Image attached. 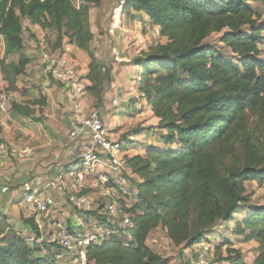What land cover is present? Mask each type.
Returning <instances> with one entry per match:
<instances>
[{"label": "trees", "instance_id": "trees-1", "mask_svg": "<svg viewBox=\"0 0 264 264\" xmlns=\"http://www.w3.org/2000/svg\"><path fill=\"white\" fill-rule=\"evenodd\" d=\"M103 1L0 0L4 43L0 73L5 91L17 90L26 73L31 57L24 33L29 31L38 41L32 32V26H38L49 44L55 38L50 51L66 53L68 42L88 53L85 96L88 93L95 106L103 107L113 76L91 48L95 34L90 22L91 9ZM256 1L264 2H123V12L145 15L164 38L134 60L140 67L139 90L148 97L146 107L135 112L150 106L159 119L158 139L163 145L130 144V135L122 140L124 151L138 145L143 151L125 154L135 175L136 199L127 209L135 227L126 241L112 236L90 246V264H170L147 244L153 230L165 229L174 245L186 249L204 240L211 243L218 227L229 222L233 233L257 243L253 264H264V204H253L244 184L253 180L264 186V22L250 5ZM216 34L221 35L219 45L213 42ZM12 56L17 60H10ZM13 109L32 114L16 102ZM241 211L242 218L237 216ZM22 215L16 228L0 211V264H59L54 255L58 244L31 242L26 231L40 236L41 230L34 217ZM223 248L226 256L216 264H247L242 249L224 235L216 246Z\"/></svg>", "mask_w": 264, "mask_h": 264}, {"label": "rangeland", "instance_id": "rangeland-1", "mask_svg": "<svg viewBox=\"0 0 264 264\" xmlns=\"http://www.w3.org/2000/svg\"><path fill=\"white\" fill-rule=\"evenodd\" d=\"M124 1L125 0H104L100 6H96L91 9L90 22L92 30L95 34L94 39L91 42V48L98 57L100 56V59L104 63L105 67L112 70V80L115 85H113V83L109 86L107 85L105 104L103 107L95 106V98L90 96L88 93H86L85 97H87V102L92 110L99 109L101 111L110 139L123 140L126 138V135H131L135 137V140L128 142L130 144L135 141V145L138 144V142L157 145L155 142H159V132L154 127L158 126V119L154 115L150 106L148 105V107L141 113H136L132 106L128 107L126 112L123 111V108L129 106V103L132 101L134 102L136 98L130 99L133 95L126 94L132 90L137 93L138 84H141L137 78V70L139 69H136L134 66V60L141 56L143 52H146L154 47L157 42L164 41V38L156 33V27L152 23L146 21L147 17L145 15H142L135 10H132L129 13L126 11L123 12L122 6ZM76 2L79 3V0H76ZM250 5L256 12L255 16H260V22H264V2H251ZM32 32L36 35L38 41H34L31 37V33L29 31H25L24 37L26 47L29 49L34 58L35 62L33 64L35 65V71L39 70L41 72H39L40 74H45V70L42 65V53L44 51H49L51 48L50 45H53L55 42V38L52 39V37H50L52 39V43L49 44V37H46L45 33L41 31L39 27L33 26ZM220 36V34H216L213 37V42L216 45L220 44ZM65 47L66 53L71 55V57H74L77 64L79 63L77 70L85 80L86 74L84 69L87 68V63L81 62L82 58L67 49L70 47L68 42L65 43ZM261 49L264 55V39ZM84 54L89 62L90 59L88 53L84 51ZM0 57H2L1 43ZM15 57L17 58V56ZM35 76L36 75L32 73H25L20 77L19 82H17V90L10 89L9 91H5V89H8L7 84L2 80V75H0V88L4 90L3 92L9 99L8 105L10 110H14V102H24L25 100L30 105L37 103L39 106L38 108H40L42 112L41 114H43L42 116H39L37 114L38 108L32 109V107H29L33 116L27 120L28 122L21 125L25 128V131H29V135L27 134L28 136H26L25 141L17 145L30 146L33 148L34 154L29 160L22 161L13 159V161H11L12 164L10 165L11 170H15V167L20 168L23 166L25 171L29 172L28 177L30 180H34V177H36L37 182L28 181L27 184L29 187L34 184H41L42 186L46 185L48 180L46 175H49L48 183L53 182L56 185L57 183L62 182L66 184L68 191L64 196L61 195L60 198L63 202L66 201L69 206H71L72 201L70 199V195L73 192L71 189L72 181L67 176L57 175L63 170L61 167L56 170L54 175H52V173L50 176V172L52 166L57 163L56 161L62 163L68 160L76 159L77 153H75L74 150L77 140L73 141L70 138L72 128L70 129L65 127V130H60L63 128H60L61 120L59 118V114L65 113L64 109L62 110L60 108H65L66 106L62 105L64 103H61L58 98H55L54 103L50 105L47 101L48 99L44 94H42L43 91L46 90V87L42 88L38 85L43 78V75H41L40 79ZM45 80L50 82L48 87L56 82L53 79L48 80L46 78ZM132 81L134 83L131 84ZM32 86H35V90L36 88L38 89L37 92H42L41 94L39 93L35 99L29 97L30 94L27 92V88ZM117 90L123 91V95H121V97L116 95ZM116 97L120 98V106L122 109L119 108L120 106L114 107L113 99ZM140 129L141 132L139 134L141 137L140 139H137L136 137L139 135L136 134V131ZM39 147H44L45 149H38ZM125 152L128 156H133L136 153H143L139 145L136 148H129ZM73 166L79 167V163H74L71 167ZM40 180H46V182L43 183ZM17 184L18 183L15 180L13 181L9 178H4L3 181H1V186L6 185V190H9V196H0V211L7 214L10 218V222L13 224L15 220L20 222L24 220L21 204L24 201L23 193H25V190H23V192H13L14 190L12 189H14V185ZM244 184L248 192L252 194V203L264 204V186L258 185V183L253 180L244 181ZM17 187L19 186L17 185ZM87 191L92 195V198L98 202V204L106 200L99 188H91ZM64 209L59 210L55 215H59L61 217V213H65L66 217L64 216V219L68 218L69 213L65 212ZM70 213L72 215V212ZM237 216L240 218L244 217L245 211H241L237 214ZM66 222L67 221H64L65 224H67ZM14 225H16V223ZM233 228V223H229L228 226H219L215 231L214 240L211 243H207L210 245L211 249V253L208 255L209 264H216V261L220 259L221 256H226V248H223L222 251L216 249V246L218 242H220L223 235L233 241L234 247L242 249L244 259L247 264L253 263L256 256L255 247L257 246V243L254 241L245 242L242 237L233 233ZM51 229V225L48 224L47 231L50 232ZM46 241L47 240H45V242ZM147 244L155 252L160 253L165 258H168L170 260V264H191L192 257L195 253V251H192L191 249L186 250L180 246L174 245L170 240L167 231L162 228L155 229L151 232L148 237ZM224 263L227 264L226 262Z\"/></svg>", "mask_w": 264, "mask_h": 264}, {"label": "built area", "instance_id": "built-area-1", "mask_svg": "<svg viewBox=\"0 0 264 264\" xmlns=\"http://www.w3.org/2000/svg\"><path fill=\"white\" fill-rule=\"evenodd\" d=\"M156 33L160 35L158 28ZM42 65L45 77L58 82L78 110L85 96V80L77 70L78 64L74 57L60 50L44 51ZM147 98L146 92H140L133 108L142 111ZM8 104L7 95L0 92V163L12 159L29 160L34 154L33 148L11 144L3 137L1 119L9 111ZM113 104L120 105L119 99H113ZM70 136L82 143L75 162L79 163V167H71L72 163L60 174L72 181L71 206L60 198L68 191L67 185L62 182L58 185L53 182L44 186L34 184L31 187L26 184L22 212L26 217H34L41 230L40 236L27 231L31 242L43 243L47 240L58 244L54 255L59 264H90V246L101 244L112 236H119L125 241L131 237L135 223L132 213L127 209L136 199V187L133 184L135 175L131 173L125 159L123 146L126 141L109 138L99 109H93L84 116L72 129ZM132 140L135 137L130 135L129 142ZM91 188H99L106 200L98 204L87 191ZM61 208L75 220L73 225L55 215ZM42 216L45 217L43 220ZM45 223L52 226L51 234L47 233ZM207 243L204 240L186 248L195 251L191 264H209L210 245Z\"/></svg>", "mask_w": 264, "mask_h": 264}, {"label": "crops", "instance_id": "crops-1", "mask_svg": "<svg viewBox=\"0 0 264 264\" xmlns=\"http://www.w3.org/2000/svg\"><path fill=\"white\" fill-rule=\"evenodd\" d=\"M28 24V23H27ZM33 27V26H32ZM35 27H38V26H35ZM0 43L2 44V56L4 55V43H3V39L0 37ZM26 49H27V51H28V53H29V55H30V57H31V63L28 65V67H27V70H26V73H32V74H34V75H36L37 77H39L38 79H40V77H41V75H43V78L41 79V81L39 82V86L40 87H46V90H44L43 91V93L41 92V91H38L37 92V88H36V90H35V86H32V87H30V88H27V92H29V97H32L33 99H35L36 98V96L40 93H42V94H44L45 95V97L48 99L47 101H48V103L50 104V105H52V103H54V100H55V98H58L59 100H60V102L61 103H64V104H62V105H65L66 107L65 108H60V109H64V112L65 113H60L59 115H60V120H61V126H60V128H63V129H60V130H65V127L66 128H74L75 127V125L81 120V119H83L84 118V116H86L92 109L90 108V105H89V103L87 102V97H84L82 100H81V107L77 110L76 109V107H75V105H74V102L71 100V97L69 96V94H67L65 91H63V89H62V86L59 84V83H53L50 87H48L49 86V84H50V82H48L47 80H45L46 79V77H45V74H40L41 72L38 70V71H35V65L33 64L35 61H34V58H33V56L31 55V52L29 51V49L26 47ZM65 49H66V47H65ZM69 51H72V52H74L76 55H78L80 58H82V61L81 62H86L87 63V65L89 64V62H88V59H87V57L85 56V54H84V51L83 50H81V49H78L75 45H72V44H70V47L69 48H67ZM15 56H12L11 58H10V60H17V58L15 59L14 58ZM99 58H100V56H99ZM77 62H78V60H77ZM78 66H79V63H78ZM133 66V65H132ZM134 66L136 67V69H139V70H137V78H138V81H140L141 80V78L139 77V75H140V67H139V65H136V64H134ZM35 71V72H34ZM40 72V73H39ZM84 72H85V74H87L88 73V66H87V68L86 69H84ZM1 75V74H0ZM35 76V77H36ZM45 77V78H44ZM29 79V78H28ZM85 81H86V85L89 83V81L87 80V79H85ZM132 83H134L133 81L131 82V84ZM32 85H34V84H32ZM113 85H115L114 83H113ZM139 85L140 84H138V87H137V93L135 92V91H130V92H128L126 95H133V96H131L130 97V99H133V98H135L136 97V99L139 97V95H140V91H139ZM110 91H114V90H110ZM116 95H118V96H120L121 97V95H123V91H121V90H117V94ZM115 95V96H116ZM117 99H119L120 100V98L119 97H116ZM115 99V98H114ZM18 104H20V105H23V106H25V107H32V109H34V108H38L39 106L37 105V103H33V105H30L28 102H26L25 100H24V102H21V101H18L17 102ZM89 106H88V105ZM61 107V106H60ZM88 107V108H87ZM127 108L128 107H125V108H123V110H127ZM122 109V108H121ZM42 112H41V110H40V108H38V111H37V114L39 115V116H42L43 114H41ZM47 115V114H46ZM131 115H133V114H131ZM142 115V114H141ZM31 116H33V114H30L29 116L28 115H23V114H21V113H18V112H16V111H12V110H10L9 109V111L8 112H6L4 115H3V117H2V119H1V124H2V129H1V131H2V134H3V137H4V139H6L9 143H11V144H15V145H17V144H19V143H21V142H23V141H25V139H26V136H28L29 134V131H25V128L24 127H22L21 125L22 124H24L25 122H28L27 120L29 119V118H31ZM58 118V119H59ZM157 118V117H156ZM158 119V118H157ZM158 122H159V119H158ZM42 124V123H41ZM40 125V124H39ZM157 125H158V123H157ZM36 128V127H35ZM38 128V127H37ZM156 129H157V131L160 133V131H159V129H158V127H155ZM61 133V132H60ZM62 133H64V132H62ZM159 133H158V135H159ZM28 134V135H27ZM43 135V134H42ZM140 137H141V135L139 134V136L138 137H136L137 139H140ZM73 141L74 140H77V139H75V138H72V137H70ZM76 144V143H75ZM155 144H157V146H162L163 144L162 143H159V142H155ZM81 148V142L80 141H78L77 140V144H76V146H75V153H77V156H78V152H79V149ZM38 149H41V150H43V149H45L44 147H39ZM76 160H77V157H76V159H74V160H68V161H66V162H59V161H56L57 163L55 164V165H53L52 166V168H51V172H50V176H51V174L52 175H54V173H56V170H58V168H60L61 167V169H63L62 171H60L57 175H60V174H62L63 173V171L65 170V168L66 167H68L69 165H71L72 163L74 164L75 162H76ZM11 161H13V159L12 160H8V161H6V162H2V163H0V196L1 195H3V197H7V196H9V190H6L7 189V187H6V185H2L1 186V181H3V179L4 178H9V179H12L13 181L15 180L18 184V186H19V188L18 189H15L13 192H18V191H22L23 192V190H24V188H25V185L28 183V181H31V182H34V181H36L37 182V178L36 177H34L33 179L34 180H30V178L28 177V174H29V172H26L25 171V169L23 168V166L22 167H20V168H17V167H15L14 169L15 170H11ZM8 163H10V164H8ZM47 163V162H46ZM9 165V166H8ZM56 176V175H55ZM46 178L48 179L47 180V183L49 182V175H46ZM38 180H39V178H38ZM41 182H43V183H45L46 182V180H40ZM42 183V184H43ZM17 185H14V186H17ZM20 189V190H19ZM24 194V193H23ZM22 205V204H21ZM22 207V206H21ZM65 211V210H64ZM66 214L65 213H61V218H64V216H65ZM70 215V214H69ZM68 215V218H65L66 220H68V222H71V224L73 225L74 224V222H75V220H73V218H72V216H69ZM66 217V216H65ZM45 217L44 216H42V220L44 219ZM40 219H41V217H39V219H38V221H40ZM16 223V228H19V225H20V221H16L15 220V222H14V224ZM229 223H233V222H229ZM18 226V227H17ZM47 223H45V229H47ZM52 227V226H51ZM53 229V228H52ZM52 229L50 230V232L52 231ZM47 231V230H46ZM27 232V231H26ZM49 231H47V233L49 234L50 233ZM256 257V256H255ZM255 260V259H254ZM244 261L246 262V260L244 259ZM253 263H254V261H253ZM252 263V264H253Z\"/></svg>", "mask_w": 264, "mask_h": 264}]
</instances>
